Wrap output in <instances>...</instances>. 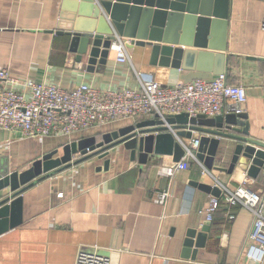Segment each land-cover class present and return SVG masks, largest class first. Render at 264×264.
Here are the masks:
<instances>
[{
  "label": "crops",
  "instance_id": "crops-1",
  "mask_svg": "<svg viewBox=\"0 0 264 264\" xmlns=\"http://www.w3.org/2000/svg\"><path fill=\"white\" fill-rule=\"evenodd\" d=\"M75 1L0 0V67L19 80H49L64 88L80 83L99 89L133 88L139 80L185 82L186 70L151 63L150 47L131 44L129 38L122 37L129 61L116 60L114 39H106V34L95 42L104 58L70 51L68 37L56 32L59 24L68 25ZM263 15L262 0H230L223 53L228 59L227 82L246 89L247 137L264 144ZM152 116L120 118L69 137H21L0 131V171L25 170L43 154L55 149L60 153L61 144L90 136L98 141L104 132ZM226 142L231 154L236 141ZM229 157L214 165L227 166ZM79 158L80 154L74 157ZM169 162L170 155H161L141 164L118 144L104 157L93 155L38 177L21 193V223L0 234V264H74L79 250H97L110 258V264H264L262 250L245 240L250 211L221 202L208 221L203 210L209 193L191 182L212 184L215 178L234 189L245 176L247 186L262 194L264 183L243 174L246 167L240 164L232 174L218 169L204 173L201 165L191 162L189 170L160 175V166ZM161 191L168 192L162 204L154 201ZM206 222L204 247L195 258L182 257L186 231Z\"/></svg>",
  "mask_w": 264,
  "mask_h": 264
},
{
  "label": "water",
  "instance_id": "water-1",
  "mask_svg": "<svg viewBox=\"0 0 264 264\" xmlns=\"http://www.w3.org/2000/svg\"><path fill=\"white\" fill-rule=\"evenodd\" d=\"M71 8L68 25L59 24L56 34L67 36L69 50L78 56L99 54L104 58L105 52L95 42L104 34L106 39L113 40L117 33L129 38L131 44L148 45L151 63L186 70L185 82L228 72V59L223 51L230 0H76ZM192 131L199 132L195 155L206 169L232 174L240 164L246 167L248 177L264 183V144L247 137L244 112L213 117L202 114L189 117L181 113L161 118L153 114L149 119L104 132L98 141L90 136L61 144L60 153L55 149L43 154L25 170L0 171V234L21 223V193L38 177L93 155L104 157L118 144L141 164L161 155H170L171 161L176 162L183 155L176 137L189 139ZM226 140L236 141L231 154H227ZM79 154L81 158L75 161V155ZM228 155L227 166L214 165ZM191 184L212 195L220 193L212 184L198 181ZM208 231V222L197 230L188 229L182 239V257L195 258L198 249L205 245Z\"/></svg>",
  "mask_w": 264,
  "mask_h": 264
},
{
  "label": "built area",
  "instance_id": "built-area-1",
  "mask_svg": "<svg viewBox=\"0 0 264 264\" xmlns=\"http://www.w3.org/2000/svg\"><path fill=\"white\" fill-rule=\"evenodd\" d=\"M260 25L264 29V15ZM112 47L117 61H129L123 39L117 33ZM245 101V87L227 82L225 74L175 85L139 80L138 86L133 88L99 89L86 83L64 88L49 80L39 83L28 78L19 80L0 67V131L14 132L21 137H69L113 120L134 119L146 114H157L161 118L181 113L189 117L237 114L244 111ZM176 140L182 146L183 155L179 161L162 164L158 170L160 175L173 176L180 170H189L191 162L201 165L202 172L210 173L195 155L199 136L176 137ZM246 179L244 176L234 189H230L213 178L212 185L218 187L220 193L218 196L209 194L203 213L206 220L211 221L221 202L230 208H247L251 223L245 240L257 244L264 253V194L247 186ZM167 196V191L158 192L154 201L162 204ZM228 217L232 219L234 213L230 212ZM74 264H110V258L97 250H79Z\"/></svg>",
  "mask_w": 264,
  "mask_h": 264
}]
</instances>
